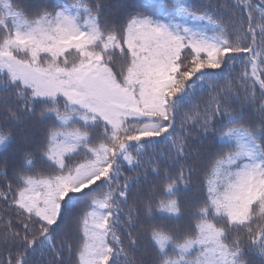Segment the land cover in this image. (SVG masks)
Masks as SVG:
<instances>
[{
    "label": "snow or ice",
    "instance_id": "1",
    "mask_svg": "<svg viewBox=\"0 0 264 264\" xmlns=\"http://www.w3.org/2000/svg\"><path fill=\"white\" fill-rule=\"evenodd\" d=\"M0 264H264V0H0Z\"/></svg>",
    "mask_w": 264,
    "mask_h": 264
},
{
    "label": "trees",
    "instance_id": "2",
    "mask_svg": "<svg viewBox=\"0 0 264 264\" xmlns=\"http://www.w3.org/2000/svg\"><path fill=\"white\" fill-rule=\"evenodd\" d=\"M252 3L254 4H259L260 2H258V0H252ZM248 258L254 260V261H259L261 259V257L259 256V254L257 253H253V252H249L248 253Z\"/></svg>",
    "mask_w": 264,
    "mask_h": 264
},
{
    "label": "rangeland",
    "instance_id": "3",
    "mask_svg": "<svg viewBox=\"0 0 264 264\" xmlns=\"http://www.w3.org/2000/svg\"><path fill=\"white\" fill-rule=\"evenodd\" d=\"M258 2H261V0H258Z\"/></svg>",
    "mask_w": 264,
    "mask_h": 264
}]
</instances>
